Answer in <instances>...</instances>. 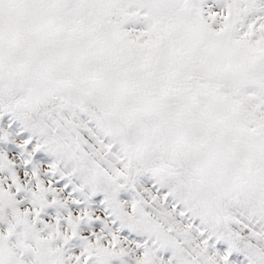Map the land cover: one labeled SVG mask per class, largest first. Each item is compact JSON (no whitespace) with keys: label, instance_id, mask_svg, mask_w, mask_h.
Returning a JSON list of instances; mask_svg holds the SVG:
<instances>
[{"label":"snow or ice","instance_id":"snow-or-ice-1","mask_svg":"<svg viewBox=\"0 0 264 264\" xmlns=\"http://www.w3.org/2000/svg\"><path fill=\"white\" fill-rule=\"evenodd\" d=\"M0 264H264V0H0Z\"/></svg>","mask_w":264,"mask_h":264}]
</instances>
